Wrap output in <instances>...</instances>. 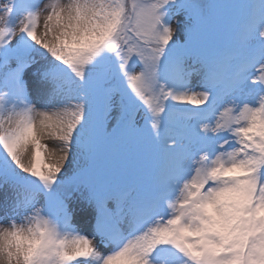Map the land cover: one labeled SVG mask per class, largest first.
<instances>
[{"label":"snow or ice","instance_id":"obj_1","mask_svg":"<svg viewBox=\"0 0 264 264\" xmlns=\"http://www.w3.org/2000/svg\"><path fill=\"white\" fill-rule=\"evenodd\" d=\"M0 264H264V0H0Z\"/></svg>","mask_w":264,"mask_h":264}]
</instances>
